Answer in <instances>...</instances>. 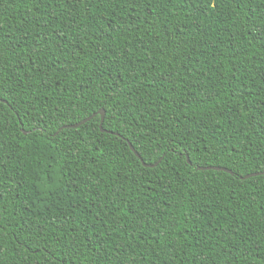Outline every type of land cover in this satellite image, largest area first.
I'll use <instances>...</instances> for the list:
<instances>
[{
    "label": "trees",
    "instance_id": "trees-1",
    "mask_svg": "<svg viewBox=\"0 0 264 264\" xmlns=\"http://www.w3.org/2000/svg\"><path fill=\"white\" fill-rule=\"evenodd\" d=\"M256 173L264 0H0V264H264Z\"/></svg>",
    "mask_w": 264,
    "mask_h": 264
},
{
    "label": "water",
    "instance_id": "water-1",
    "mask_svg": "<svg viewBox=\"0 0 264 264\" xmlns=\"http://www.w3.org/2000/svg\"><path fill=\"white\" fill-rule=\"evenodd\" d=\"M100 114H101V117H102V118H101L100 129H101L102 132H106V131L103 129V123H104L105 111H104V110H101V111H100ZM92 118H93V117H90V118H88V119H86V120H84V121H82V122H80V123H78V124H76V125H73V126H66V127H64V129H69V128L76 129V128H79L80 126H82V125L86 124L87 122H89ZM129 146H130L131 150L135 153V155L141 160V162L144 164V166H146V167H155V166H156V164H155V165H147V164H145V163L143 162L142 158L140 157V155L135 151L134 147H133L131 144H129ZM187 162H188V164H191V162H190V160H189V157H187ZM198 170H201V171H203V170L223 171V172L229 173V174H231V175H234V173H233L232 171L228 170V169L217 168V167L199 168ZM263 174H264V173H256V174L248 175V176H246V177H242L241 179H249V178H251V177H256V176L263 175Z\"/></svg>",
    "mask_w": 264,
    "mask_h": 264
}]
</instances>
